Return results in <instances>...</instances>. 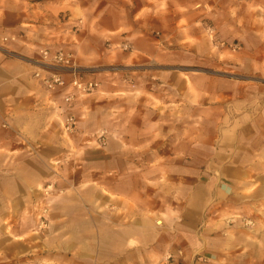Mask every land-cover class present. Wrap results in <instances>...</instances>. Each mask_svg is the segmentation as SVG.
<instances>
[{
	"label": "crops",
	"instance_id": "1",
	"mask_svg": "<svg viewBox=\"0 0 264 264\" xmlns=\"http://www.w3.org/2000/svg\"><path fill=\"white\" fill-rule=\"evenodd\" d=\"M79 5L75 19L69 13L63 22L44 21L36 35L0 44L2 264H28L27 244L34 240L27 237L29 189L50 176L76 185L53 202L45 241L50 264H211L209 257L221 264H264V234L255 238L222 220L258 211L264 220V90L257 94L247 83L236 91L228 80L168 66L210 54L205 23L218 36L238 37L246 51L264 46V0ZM106 40L109 46L127 43L132 51L112 53ZM42 47L71 52L88 71L113 60L139 66L135 87L115 76L84 73L101 85L75 102L70 111L77 130L66 134L64 97L71 89L50 92L33 77ZM145 58L167 66L142 67L137 60ZM239 60L245 70L256 63L246 55ZM208 103L236 111L225 147L220 122H204ZM101 130L107 131L103 149L109 157L86 161L83 152ZM214 161L221 163L212 169ZM204 162L209 164L202 168ZM159 163L164 181L156 176ZM39 258L37 264L49 260Z\"/></svg>",
	"mask_w": 264,
	"mask_h": 264
},
{
	"label": "rangeland",
	"instance_id": "2",
	"mask_svg": "<svg viewBox=\"0 0 264 264\" xmlns=\"http://www.w3.org/2000/svg\"><path fill=\"white\" fill-rule=\"evenodd\" d=\"M86 2L91 4L93 9H97L103 4H107V0H0V44H4L1 41V38L7 36L9 32L18 33L20 38L24 39L25 34L36 35L39 32V28L42 22L52 23V20L63 22L66 21L69 13H73L74 19L81 14L79 3ZM240 16L246 17L248 14H245L243 9L240 11ZM210 27L213 29V33L210 34L207 31V28ZM158 36L159 34H153ZM210 42L209 55H206L204 58H201V61H194L191 64H168V66L174 67L177 70H186L182 71L183 73H202L210 76L218 77L223 80H228L229 82L235 83V90H240L241 84H251L255 89L257 94H260V89L264 90V46L259 48H253L246 51L242 43L239 41L238 37L228 39L227 37L218 36L216 28L211 23H205L204 31L202 34ZM110 41H105V46L110 49H113L112 53L118 52H130L132 48L127 43H114L109 44ZM245 51V53H244ZM248 56L250 59L256 61L252 66L246 67L244 69V63L241 62L243 56ZM189 56V55H188ZM188 60L190 58H187ZM140 62L139 65L142 67L156 68L157 66L165 65L164 63L159 64L155 62L152 58H145L143 61L137 60ZM167 66V64L165 65ZM140 68L139 66L127 64L122 60H113L109 63H101L93 65L90 70L83 69L89 74H101L106 76H115L118 81L127 85L130 89H134L135 80L134 75L136 74L135 69ZM254 93V92H253ZM88 96V95H85ZM85 96L80 97L84 98ZM256 107H253L251 110L252 113L257 114L258 111L255 110ZM204 111V122L211 123L212 121H219L221 127L220 133L222 134L221 146L225 147L227 138L233 133V116L236 111L231 108L230 105L227 107L222 103L220 104H203ZM239 114V112H238ZM236 121V120H235ZM103 144H98L96 141L95 144L91 145L88 149L84 150V158L88 160H103L109 157L108 154H105L103 147L106 145V130L99 131L96 134L95 139L102 133ZM171 135L176 134L174 130L170 131ZM264 133V129H262ZM226 137V139H224ZM221 163L214 161L210 163L212 169L217 167ZM155 163H151L154 165ZM209 162H204L203 167L205 168ZM159 166L156 168V176L161 178L164 181L162 173L158 167L162 168V164L159 163ZM214 171V170H213ZM159 172V173H158ZM48 173V172H47ZM50 174V172L48 173ZM227 182V179H226ZM159 181L155 182L153 186H158ZM76 185L73 182H69L63 179L61 176L47 177L45 179L44 185L35 187L34 189H29L33 194V203L31 208L28 210V216L32 219V226L27 232L28 239L32 237L34 240H29L27 247L29 253L27 254V263L28 264H37L41 262L39 258L40 255H47L49 260L45 259L46 264L51 263L50 254L52 249L45 246V241L48 239L49 228L51 223V214L52 206L55 199L67 195L69 192L75 190ZM154 187H151L153 189ZM76 192V191H75ZM145 195L144 197H146ZM143 197V198H144ZM109 210H112V207L108 206ZM261 213L257 212L256 215L252 216H243L239 215H228L223 217V222L226 226L235 225L237 228L245 229L255 238H258L260 234H264V220L260 219ZM155 225H161V220L155 222ZM26 237V238H27ZM4 256L0 254V264H2ZM210 258L211 264H221L218 263L215 258ZM12 262L14 259L11 260ZM61 261H66L62 260Z\"/></svg>",
	"mask_w": 264,
	"mask_h": 264
},
{
	"label": "built area",
	"instance_id": "3",
	"mask_svg": "<svg viewBox=\"0 0 264 264\" xmlns=\"http://www.w3.org/2000/svg\"><path fill=\"white\" fill-rule=\"evenodd\" d=\"M207 31L213 33V29L208 27ZM20 38L19 34L7 35L1 38L3 43L16 41ZM38 58L33 61L36 69L33 77L50 92L70 88L71 90L65 95L64 102L67 111L62 120L64 133L73 134L77 130V118L70 111L75 102L82 96L89 95L100 88L101 83L95 79L83 77L88 73L80 67L69 51L62 48L54 50L48 47L38 49ZM102 133L98 135L95 141L103 144Z\"/></svg>",
	"mask_w": 264,
	"mask_h": 264
}]
</instances>
